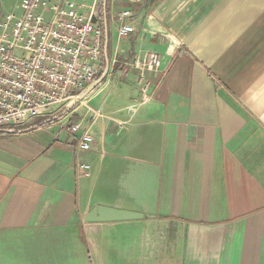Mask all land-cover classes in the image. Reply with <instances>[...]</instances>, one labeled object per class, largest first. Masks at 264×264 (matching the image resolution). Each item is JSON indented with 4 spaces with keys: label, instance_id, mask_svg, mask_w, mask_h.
Instances as JSON below:
<instances>
[{
    "label": "crops",
    "instance_id": "crops-1",
    "mask_svg": "<svg viewBox=\"0 0 264 264\" xmlns=\"http://www.w3.org/2000/svg\"><path fill=\"white\" fill-rule=\"evenodd\" d=\"M74 1L86 16L97 9L102 73L60 118L0 133V255L79 264L87 248L103 253L98 264L108 254L116 264H264V0ZM15 3L0 0V17ZM123 23L134 31L119 37ZM147 51L160 68L142 101L132 61ZM112 74L123 84L89 105ZM75 122L89 126V150L64 128ZM97 206L141 217L85 221Z\"/></svg>",
    "mask_w": 264,
    "mask_h": 264
},
{
    "label": "built area",
    "instance_id": "built-area-1",
    "mask_svg": "<svg viewBox=\"0 0 264 264\" xmlns=\"http://www.w3.org/2000/svg\"><path fill=\"white\" fill-rule=\"evenodd\" d=\"M74 0H21L19 13L0 17V133L15 134L34 125L35 118L63 114L102 73V28L81 12ZM129 11H121L123 20ZM134 31L121 24L118 36ZM136 84L141 100L150 98L148 73L160 68V55L147 51L134 57ZM55 104H60L54 108ZM59 116V115H58ZM70 133L80 132L78 150H89V126L68 123ZM88 175L90 165L79 162Z\"/></svg>",
    "mask_w": 264,
    "mask_h": 264
},
{
    "label": "rangeland",
    "instance_id": "rangeland-1",
    "mask_svg": "<svg viewBox=\"0 0 264 264\" xmlns=\"http://www.w3.org/2000/svg\"><path fill=\"white\" fill-rule=\"evenodd\" d=\"M51 1H54V0H51ZM20 2H21V0H16L15 9L14 10H10L9 12L19 13ZM18 6H19V8H18ZM122 84H123V79L121 77H118V75H113L112 74V78H111L110 84L104 89V91L101 93V95L99 97L94 98L89 103V105L95 107L96 109L100 108V106L102 105L104 99L108 97L109 93L110 92H116ZM124 95H125V93H124ZM59 106H60V104H55L54 108H58ZM85 110H86L85 106L84 107L82 106V107L78 108V112L79 113H82ZM60 117L61 116H59V118ZM84 121H85V119L82 120V122H84ZM66 124L67 123H64L63 125H66ZM112 240H113V238H107V239L102 240L100 242H104L105 244H108V243H111ZM45 249L49 250L48 248H45ZM4 253H5V251L2 252V254H4ZM2 254L0 255V264H7V262H6V254H5V256H3ZM101 254L103 255V253H101ZM101 254H99V255L98 254H94L93 257L91 258L92 253L88 252L87 248H85V249L82 248L81 251H78V253L75 255V257H76V261H78L79 264H98V258L102 257ZM105 260H108V261L105 262V264H116V263H119L118 254L105 255Z\"/></svg>",
    "mask_w": 264,
    "mask_h": 264
},
{
    "label": "water",
    "instance_id": "water-1",
    "mask_svg": "<svg viewBox=\"0 0 264 264\" xmlns=\"http://www.w3.org/2000/svg\"><path fill=\"white\" fill-rule=\"evenodd\" d=\"M96 10L97 9H95V11L90 16V21L93 23L97 21V15L95 14ZM90 89H92V87ZM90 89H87L84 94L88 93ZM80 98H82V96H80L79 99ZM139 217H141V214L135 211L97 206L92 211H90L88 215H86L85 221H119L137 219Z\"/></svg>",
    "mask_w": 264,
    "mask_h": 264
}]
</instances>
